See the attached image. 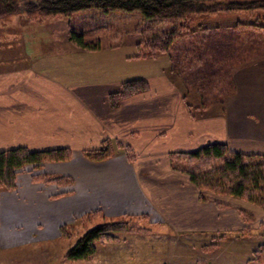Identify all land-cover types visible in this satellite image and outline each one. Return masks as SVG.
<instances>
[{
	"label": "crops",
	"instance_id": "0c3cea01",
	"mask_svg": "<svg viewBox=\"0 0 264 264\" xmlns=\"http://www.w3.org/2000/svg\"><path fill=\"white\" fill-rule=\"evenodd\" d=\"M21 32L16 37L23 40ZM0 50V150L72 151L68 161L26 167L17 175V188L1 192L0 250L57 242L63 224L94 211L110 218L146 214L157 231L111 241L127 244V257L141 255L143 261L111 264H169L176 252L173 245L166 249L169 237L215 246L216 232L245 225L240 210L247 211L246 201L209 194L201 200L197 186L173 169L169 155L209 142L264 155V55L246 61L225 95L215 98L210 92L203 105L173 75L169 54L151 58L162 62L157 75L146 77L129 66L143 58L126 55L117 45L94 51L75 42L52 46L28 39ZM135 79L146 80L148 88L113 104L112 94ZM106 139L115 156L99 161L85 156ZM39 174L69 176L73 182L34 181ZM149 235L166 238L150 242Z\"/></svg>",
	"mask_w": 264,
	"mask_h": 264
},
{
	"label": "trees",
	"instance_id": "16d2710c",
	"mask_svg": "<svg viewBox=\"0 0 264 264\" xmlns=\"http://www.w3.org/2000/svg\"><path fill=\"white\" fill-rule=\"evenodd\" d=\"M260 9H264V0H0V21L17 14H26L28 17L64 16L71 20V40L83 49L95 51L116 35L114 30L104 29L105 23L100 22L103 16L95 15L97 11L103 15L115 11L138 12L143 16L139 24L143 31L151 32L166 22L172 25L169 31L137 43V57L156 58L166 54L174 56L172 51L180 47L179 43L190 35L196 26V17L201 14L241 13L243 19L250 21L246 25L264 29V24L260 23L264 21V13H252ZM87 11H94V14L89 17L78 16ZM246 12L252 14H243ZM248 34L253 36V32ZM184 47L188 52L185 51L183 56L182 51L178 53L179 59L183 61L176 68L178 77L183 84L200 83L204 75L197 62H190L194 54L190 53L187 45ZM147 88L148 83L144 79L126 81L119 92L112 94V103ZM127 151L133 160V151L130 148ZM116 153L109 139L104 140L98 149L84 151L85 156L95 161L113 157ZM169 157L173 169L187 174L197 186L201 200H207L206 195L209 193L235 197L264 209V155L232 152L225 143L209 142L195 150L172 152ZM71 158L72 151L69 148L32 150L18 147L0 150V194L4 190L16 188L17 175L27 165L39 168L46 162H62ZM32 179L59 184L73 182L72 177L55 174L33 175ZM246 212L240 210L244 219L248 218ZM100 215L97 211L90 212L73 223L61 226L62 236L73 240L65 253L67 259H89L97 253L99 242L119 239V233H146L153 230L146 214L116 218L102 215L97 222ZM93 219L95 223L89 224ZM256 252L264 253V244L254 254Z\"/></svg>",
	"mask_w": 264,
	"mask_h": 264
},
{
	"label": "rangeland",
	"instance_id": "374dc122",
	"mask_svg": "<svg viewBox=\"0 0 264 264\" xmlns=\"http://www.w3.org/2000/svg\"><path fill=\"white\" fill-rule=\"evenodd\" d=\"M91 12L79 13L78 16L84 15V17H89L90 14H94V11ZM97 12L98 13H95V15L97 14V16L99 15L100 17L103 16V20L100 22L105 23L106 26H104V29L107 27L106 29H108V31L114 30L116 33V35L113 38L111 37L110 41L106 42L104 45H117L126 55H133L134 52L138 54L139 50L137 48V43L139 41L151 39L153 36L169 31L172 28V25L166 22L158 25L153 31L147 32L143 31V28L139 26L143 21V16L138 12L128 13L115 11L104 15L100 13L101 11ZM252 13H264V9ZM252 13L246 12L243 14L247 15ZM241 15V13H220L217 15L201 14L197 16L196 26L190 31V35L179 43L180 47L172 51L174 52V56L169 54L170 58H172V65H170L172 73L176 78L178 76V69L176 68L180 67L178 65L183 63V61L181 62V59H179L178 53L182 51L181 56H183L185 51L188 52L184 45H187L190 53L192 52V54H194V58H192V55V59L189 57L191 60L190 62H197L198 67H200L204 75L203 81L188 85L180 82L178 78L177 80L189 95L196 94L198 98H201V103L207 102L210 97V92L215 98H222L227 88H229L230 85L233 86L232 76L235 71L248 65L246 61L252 62L256 58H260L264 55V29L255 28L253 26L249 27L245 23H249L250 21L243 19ZM8 18L0 21V46H16L19 43H26L28 39L32 43L42 45H74V42H71L69 38V31L73 29L71 21L65 19L64 16L37 17L35 15L28 17L26 14H17ZM260 23L264 24V21L261 20ZM21 30L22 32L20 34L23 33V40H21L22 37H16V32ZM251 32H253V36L248 34ZM12 36H15V38ZM211 54L213 55L211 56ZM198 55H201L199 59H197ZM1 56L2 51L0 50V57ZM201 58L203 59L201 60ZM161 62L162 61H157L156 59L151 60V58H143L141 60L132 59L129 66L130 68H135L136 76L145 75L149 77V75H157ZM43 165L37 169L42 168ZM26 167L36 168L34 165H27ZM245 204L249 206L245 208L248 214L246 215L248 218L244 219L246 222L245 225L240 229L216 232L217 242L215 246H208L207 242H199L197 240L187 244L189 241L186 240L187 237L184 238V240L187 241L186 243L182 242L183 239H181L179 235H177L178 239L169 237L167 242H170V245L167 243L169 246L167 245L166 249L167 247L172 248L173 245L176 252L174 253L175 257H173L174 254L171 253V256L175 258V260L167 261V263L264 264L263 251L254 254L255 251H258L259 246L264 244V209L251 205L250 203L245 202ZM100 214L101 215L97 218V222L102 216V213ZM93 223H95L94 219L89 222V224ZM151 227H153L152 231L158 230L154 225H151ZM155 228L157 230H154ZM129 234L134 233L122 232L118 235L119 239L109 241L116 242L120 240V237H127ZM161 238L166 237L163 235H149L148 240L153 242L154 239ZM72 242V239L63 237L61 233L60 240L50 244L47 243V245L37 242L8 247V249L0 250V264H111L143 261L141 260V255L134 256L133 260L127 257L130 254L127 244L124 246L121 243L115 244L111 242L104 248L102 243L105 241H101L97 244V248L99 245L97 253L89 259H67L65 253ZM142 248H144V246H142Z\"/></svg>",
	"mask_w": 264,
	"mask_h": 264
}]
</instances>
